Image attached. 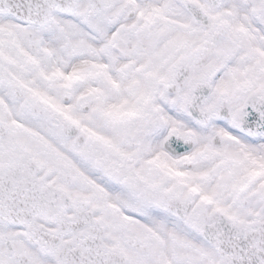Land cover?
I'll return each instance as SVG.
<instances>
[{
	"label": "snow or ice",
	"instance_id": "snow-or-ice-1",
	"mask_svg": "<svg viewBox=\"0 0 264 264\" xmlns=\"http://www.w3.org/2000/svg\"><path fill=\"white\" fill-rule=\"evenodd\" d=\"M0 264H264V0H0Z\"/></svg>",
	"mask_w": 264,
	"mask_h": 264
}]
</instances>
